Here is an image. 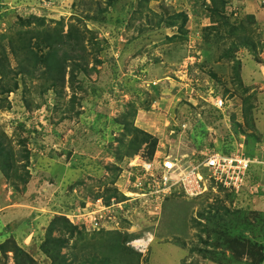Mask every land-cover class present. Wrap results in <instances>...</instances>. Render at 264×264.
Listing matches in <instances>:
<instances>
[{
	"label": "rangeland",
	"instance_id": "obj_1",
	"mask_svg": "<svg viewBox=\"0 0 264 264\" xmlns=\"http://www.w3.org/2000/svg\"><path fill=\"white\" fill-rule=\"evenodd\" d=\"M210 9L208 0H0V65L26 68L18 89L0 96V142L17 160L14 176L26 179L0 172V264H14V245L32 264H50L41 245L59 216L78 230L61 250L70 264H259L264 0ZM124 115L155 140L151 157L150 145L135 155L145 161L242 145L255 160L247 175L254 194L210 190L189 200L176 191L157 208L146 195L116 204L112 218L110 200L131 195L129 165L116 201L107 168L114 151L118 165L133 159L129 146L142 138L114 123ZM146 234L151 244L138 253L129 237Z\"/></svg>",
	"mask_w": 264,
	"mask_h": 264
},
{
	"label": "built area",
	"instance_id": "obj_2",
	"mask_svg": "<svg viewBox=\"0 0 264 264\" xmlns=\"http://www.w3.org/2000/svg\"><path fill=\"white\" fill-rule=\"evenodd\" d=\"M213 105L218 111H222L225 106L223 100L217 97ZM236 147L227 154L203 148L188 158L166 156L158 163L155 161L157 154L151 162L133 156V159L127 161L129 171L123 170L128 172L130 181L128 188L131 195L126 202L143 201L146 195H150L148 201L152 207L157 208L164 198L176 191L182 192L185 199L189 200L211 192L210 190L216 192L219 188L220 191L237 192L245 187L246 173L255 160L244 154L242 145ZM247 190L252 194V188L247 187ZM119 203L121 202L110 200L108 209L111 210L112 218ZM119 208L121 210L120 206Z\"/></svg>",
	"mask_w": 264,
	"mask_h": 264
},
{
	"label": "trees",
	"instance_id": "obj_3",
	"mask_svg": "<svg viewBox=\"0 0 264 264\" xmlns=\"http://www.w3.org/2000/svg\"><path fill=\"white\" fill-rule=\"evenodd\" d=\"M208 2L210 3V10L215 11L217 9V7L219 6V4L222 2V0H208ZM80 44V43H79ZM75 46H79L77 45V43H75ZM67 46H64L62 48H66ZM62 48H59L58 50H61ZM77 55V54H75ZM27 58H30L29 56ZM72 55L69 54L67 56V58L65 59L66 61H72ZM223 59H227L229 58L228 54L226 56H222ZM31 59V58H30ZM46 59V58H45ZM34 60V59H33ZM32 60V61H33ZM48 61V60H47ZM1 60H0V64H1ZM48 67V66H47ZM26 68L21 66L19 68H17L16 71H13L12 69H10L8 67L7 64L0 65V96H4L7 93H10L12 91H16L18 89V82H17V77L22 76L25 72ZM70 79H74V75L72 73V71H70ZM58 87V85L56 86ZM127 115H124L122 117H119V119H115L114 123L118 126L121 127L122 129H124V132L129 134L132 131H135L138 133L142 134V138L139 141L136 142H132L131 145L129 146V153L127 152V156H129L130 158H132L134 155H137V153L140 151L141 145H150L151 147V151L149 153V157L152 156L153 152H154V145H155V140L148 135L147 133L140 131L139 129L135 128L133 125H129L126 122ZM119 143L122 145V141L118 140ZM145 146V147H146ZM231 151V150H230ZM229 151V152H230ZM22 155V161L28 160L29 158V152L28 151H23ZM227 154V153H225ZM244 154L246 155V153L244 152ZM247 157H249L250 159L252 158L250 155H246ZM114 158V163L112 165H110L109 168H107V170L110 172L111 174V179L108 182V184H110L112 187L110 188V191H112L115 195V199L117 198V196H119V194L117 193V187H116V182L119 178L120 173L123 172V170L126 168L127 166V161L126 163L122 164V165H118L120 164V162L123 161V156H119L118 152L114 151V154L112 156ZM17 160L13 158V153L8 150L7 148L3 147L2 143L0 142V172L3 176L4 179L6 180H19L21 183H24L26 179L21 178V177H17L16 175L14 176V168H15V164H16ZM25 167V165H24ZM23 167V168H24ZM219 190H221L219 188ZM233 195V194H230ZM122 201H127V198L121 197ZM122 201H117V202H122ZM110 204V202H109ZM214 208L211 207V211ZM216 211H213L214 213L209 214L210 218L211 217H218L217 215L219 214V207L216 208ZM208 215V214H207ZM58 231V233H60V235H65L67 234L68 237L67 239H65L62 236L59 237H53L52 234L53 232ZM77 227L73 225V223L66 217L63 216H59V217H55L53 219V221L48 225L47 230H46V239L43 242V244L41 245V251L43 252V255L46 256L47 259L50 260V264H70L67 263V259H65L64 256H61V250L62 249H66L68 247L69 242L74 238L75 234L77 233ZM101 231V230H100ZM94 233H98V232H94ZM262 241L264 243V228H262ZM122 235V234H121ZM123 236V235H122ZM127 236V235H126ZM125 236V237H126ZM111 240L117 242L120 238L119 233H114V235L110 236ZM128 238V237H126ZM131 238V239H129ZM128 239L134 240L137 239L138 237H136V235H132L131 237H129ZM117 244L115 243L113 246H116ZM1 251L3 254L7 253V252H11L9 250H7L6 247L1 246ZM13 252V259H14V264H32V262L30 261L29 257H27L26 253L24 250H22L20 247H18L17 245H14V249L12 250ZM260 252L262 255H264V244L261 245L260 247ZM24 258L28 259L25 260ZM94 264H99V262H96ZM259 264H264V257L261 258Z\"/></svg>",
	"mask_w": 264,
	"mask_h": 264
},
{
	"label": "clouds",
	"instance_id": "obj_4",
	"mask_svg": "<svg viewBox=\"0 0 264 264\" xmlns=\"http://www.w3.org/2000/svg\"><path fill=\"white\" fill-rule=\"evenodd\" d=\"M237 145H239V144H237ZM243 151H244V148H243ZM135 156V155H134ZM249 158V157H248ZM253 160V159H252ZM255 163V162H254ZM253 163V164H254ZM252 164V165H253ZM251 165V166H252ZM251 166H250V168H251ZM250 168H249V170H248V172L246 173V175H248V173H249V171H250ZM245 182H246V185H245V187L244 188H241L239 191H237V192H232V193H230V194H233V195H242V194H240V193H246V194H250L249 193V191L247 190V187L248 188H252V194H250V195H253L254 194V192H253V187L252 186H250L248 183H247V177H246V179H245ZM256 201V200H255ZM148 236H150V234H146L145 235V238H138V239H134V240H132V242H134V244L136 245L135 247H133L134 248V250L136 251V252H138V253H143V252H145L148 248H149V246H150V244H151V242H150V239H149V237ZM133 246V245H132Z\"/></svg>",
	"mask_w": 264,
	"mask_h": 264
}]
</instances>
